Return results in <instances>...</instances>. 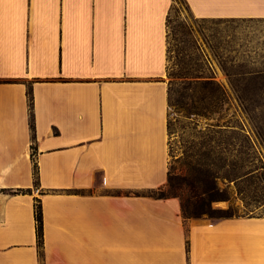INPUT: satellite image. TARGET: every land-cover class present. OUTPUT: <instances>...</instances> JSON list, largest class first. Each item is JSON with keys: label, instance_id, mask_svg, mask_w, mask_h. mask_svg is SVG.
Here are the masks:
<instances>
[{"label": "crops", "instance_id": "crops-1", "mask_svg": "<svg viewBox=\"0 0 264 264\" xmlns=\"http://www.w3.org/2000/svg\"><path fill=\"white\" fill-rule=\"evenodd\" d=\"M184 1L199 19L264 18V0ZM171 5L0 0V264H264V214L185 219L148 193L169 171Z\"/></svg>", "mask_w": 264, "mask_h": 264}, {"label": "rangeland", "instance_id": "rangeland-1", "mask_svg": "<svg viewBox=\"0 0 264 264\" xmlns=\"http://www.w3.org/2000/svg\"><path fill=\"white\" fill-rule=\"evenodd\" d=\"M220 59H225L226 71ZM167 60L169 171L180 174L183 161H191L216 176L221 195L213 208H231L236 216L263 215L264 79L233 72L238 64L264 65V18L233 23L199 19L184 0H174L167 22ZM188 70L223 87L220 108L184 116L175 104L184 81L178 76Z\"/></svg>", "mask_w": 264, "mask_h": 264}, {"label": "trees", "instance_id": "trees-1", "mask_svg": "<svg viewBox=\"0 0 264 264\" xmlns=\"http://www.w3.org/2000/svg\"><path fill=\"white\" fill-rule=\"evenodd\" d=\"M174 6V0L170 10ZM168 12V15H169ZM167 15V22H168ZM252 20L254 18H229L216 19L220 23H233L238 21ZM262 19V18H259ZM233 29V27H231ZM220 67L226 71L225 59H220ZM233 74L241 78H263L264 79V65L258 67L253 66L245 68L238 64L234 69ZM180 78L184 81L181 83L182 87L179 91L176 106L184 112V116L190 117L192 114L207 115L212 110L220 108L225 100V92L222 86L214 82L211 78L202 76L199 73L190 72L189 70L182 73ZM27 101L29 106V125L34 139L33 113H32V93L31 88H27ZM168 105L169 88H168ZM167 127L169 128L168 124ZM32 167H33V183L37 187L38 181V165L35 160V148L31 146ZM200 173V174H199ZM216 176L209 170H202L195 166L191 161H183V170L180 174H172L168 171L167 182L164 186L148 191L152 196L158 198L178 197L181 202V212L183 218H199L206 215L207 218L219 219L236 216L232 209L213 208L212 203L219 200L221 195L215 184ZM14 192H25L23 189H17ZM34 219H35V233L39 258H42L43 248V220L40 200L35 198L34 201Z\"/></svg>", "mask_w": 264, "mask_h": 264}]
</instances>
